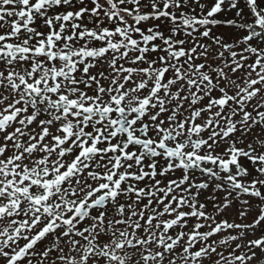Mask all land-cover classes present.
Here are the masks:
<instances>
[{
  "label": "flooded vegetation",
  "instance_id": "1",
  "mask_svg": "<svg viewBox=\"0 0 264 264\" xmlns=\"http://www.w3.org/2000/svg\"><path fill=\"white\" fill-rule=\"evenodd\" d=\"M2 107L0 264H221L215 201L264 171V0H0Z\"/></svg>",
  "mask_w": 264,
  "mask_h": 264
},
{
  "label": "rangeland",
  "instance_id": "2",
  "mask_svg": "<svg viewBox=\"0 0 264 264\" xmlns=\"http://www.w3.org/2000/svg\"><path fill=\"white\" fill-rule=\"evenodd\" d=\"M4 107L0 108L1 111H7ZM222 113V112H221ZM223 117V114H222ZM22 117L16 119L14 125V131L17 129H22V132H26V129L21 124ZM212 128V126L210 127ZM11 128H6L4 133H10ZM29 130V128H28ZM228 132V131H226ZM225 131L222 134L226 133ZM254 146L257 145V150L254 155L250 157L255 159L256 157H261L264 155V138L259 136V138L250 140ZM245 142V140H244ZM225 143V142H223ZM10 142L5 138H0V149L6 150ZM223 145V144H222ZM226 146H221L217 152L220 156H225L229 160L232 159V152L228 153ZM226 153V155H224ZM237 161L243 163V159ZM247 160V159H246ZM248 176H242L241 179L251 184L252 186H261L264 184V171H255L254 169H249L247 171ZM249 188H251L249 186ZM257 190L252 193H241L230 191L226 188H222L221 196L219 195L218 200L215 201L217 214L221 215L222 225L221 230H232L234 235L228 238H232L233 242L236 244V249H230L228 251L225 249L224 245L227 237H222L220 239L221 247L218 248L220 254L221 264H231L232 262L236 264H263L262 260L264 257V205L258 204L259 201H264L257 194ZM206 213L209 211L205 210ZM233 224H235L236 229L233 230ZM252 225L253 232L249 233V228ZM248 243V244H247ZM247 245V246H246ZM250 250H248L249 246ZM239 247L241 250H239ZM218 252H216L218 254ZM233 258V259H231Z\"/></svg>",
  "mask_w": 264,
  "mask_h": 264
},
{
  "label": "trees",
  "instance_id": "3",
  "mask_svg": "<svg viewBox=\"0 0 264 264\" xmlns=\"http://www.w3.org/2000/svg\"><path fill=\"white\" fill-rule=\"evenodd\" d=\"M245 160L244 161H250V160H246V158H244ZM246 168V166H245V164H243V165H239L238 166V174H237V177H236V179L234 178V179H230V177H229V182H230V184H231V189L232 190H235L236 192H241V193H252V192H255L256 190H257V195L261 198V199H264V184L263 185H261L260 187L259 186H252L251 184H248V183H246V182H244L242 179H241V177L242 176H246L247 174H246V170L245 171H242V168ZM229 175V173H227V176ZM227 180H225L224 179V177L222 178V185L223 186H227V187H229V183ZM249 186L251 187V188H249ZM258 204H262V205H264V201H259V202H257ZM264 264V263H263Z\"/></svg>",
  "mask_w": 264,
  "mask_h": 264
}]
</instances>
